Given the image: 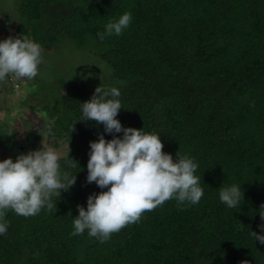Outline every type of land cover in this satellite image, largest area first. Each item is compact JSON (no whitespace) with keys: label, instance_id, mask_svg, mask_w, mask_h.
I'll return each mask as SVG.
<instances>
[{"label":"trees","instance_id":"obj_1","mask_svg":"<svg viewBox=\"0 0 264 264\" xmlns=\"http://www.w3.org/2000/svg\"><path fill=\"white\" fill-rule=\"evenodd\" d=\"M16 11L10 37L27 36L42 51L61 38L87 47L83 70L94 81L56 79L51 101H40L48 136L66 143L60 171L75 182L51 195V209L6 213L0 264H264V244L251 235L264 234V0H19ZM124 12L132 20L121 35L98 39ZM97 86L120 90L122 127L159 134L174 162L194 158L204 189L199 203L181 210L167 200L102 243L86 231L69 235L77 205L106 190L86 180L89 141L122 136L78 119ZM233 183L243 200L227 208L218 192Z\"/></svg>","mask_w":264,"mask_h":264},{"label":"clouds","instance_id":"obj_2","mask_svg":"<svg viewBox=\"0 0 264 264\" xmlns=\"http://www.w3.org/2000/svg\"><path fill=\"white\" fill-rule=\"evenodd\" d=\"M131 20L129 12L122 13L109 20L97 38L121 35ZM42 62L38 42L23 35L0 39V81L9 75L32 80ZM120 95L115 86H97L90 99L80 102L78 119L102 124L104 133L122 136L113 135L106 140L98 133L97 139L89 141L86 180L106 190L89 194L86 206L77 205L70 236L86 231L102 243L126 225L139 222L143 212L167 200L174 199L183 210L186 202L197 204L204 195L201 175L195 174L198 164L194 158L177 156L174 162L171 154L162 151L159 134L122 127L116 118L122 107ZM60 159L52 148L41 146L17 154L15 160L10 157L0 160V235L8 230L5 215L9 210L24 217L35 216L42 207H53L54 202L49 203L52 194L59 196L61 189L68 190L75 182L74 175L61 176ZM71 162L66 157L65 167ZM218 198L227 208L238 207L243 200L240 183L220 187ZM258 211L264 219V204ZM258 227L264 229V225ZM251 235L264 244V234L251 232Z\"/></svg>","mask_w":264,"mask_h":264},{"label":"rangeland","instance_id":"obj_3","mask_svg":"<svg viewBox=\"0 0 264 264\" xmlns=\"http://www.w3.org/2000/svg\"><path fill=\"white\" fill-rule=\"evenodd\" d=\"M18 2L19 0H0L1 23L9 25L18 18ZM10 29L9 25V30H0L9 36ZM90 52L87 47H76L69 40L61 38L58 48L42 51L43 62L38 66V74L32 80L21 78L18 83L10 75L6 86L0 81V160L16 157L17 154L39 149L41 146L52 148L60 157L66 152V143L48 136L45 131V123L50 122V119L42 108V103L48 104L51 101L47 97L52 94L56 79L94 81L93 76L88 75L89 72L85 74L83 70V63L91 59ZM93 70L92 73H99L96 65ZM18 147L22 151L17 150ZM61 176L66 174L61 172Z\"/></svg>","mask_w":264,"mask_h":264},{"label":"flooded vegetation","instance_id":"obj_4","mask_svg":"<svg viewBox=\"0 0 264 264\" xmlns=\"http://www.w3.org/2000/svg\"><path fill=\"white\" fill-rule=\"evenodd\" d=\"M14 139H15V136L13 137ZM15 141H17L18 143H17V145H19L20 143H19V141L17 140V139H15ZM20 146V145H19Z\"/></svg>","mask_w":264,"mask_h":264}]
</instances>
